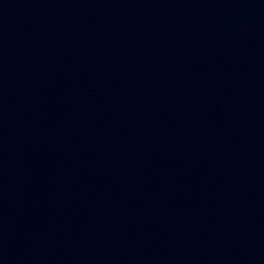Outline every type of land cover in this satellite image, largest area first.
Listing matches in <instances>:
<instances>
[{
  "label": "water",
  "instance_id": "obj_1",
  "mask_svg": "<svg viewBox=\"0 0 264 264\" xmlns=\"http://www.w3.org/2000/svg\"><path fill=\"white\" fill-rule=\"evenodd\" d=\"M0 264H264V0H0Z\"/></svg>",
  "mask_w": 264,
  "mask_h": 264
}]
</instances>
